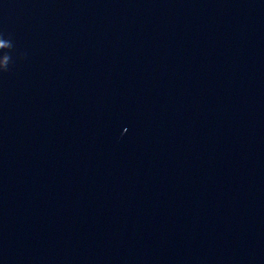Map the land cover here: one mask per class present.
I'll return each mask as SVG.
<instances>
[{"label":"water","instance_id":"1","mask_svg":"<svg viewBox=\"0 0 264 264\" xmlns=\"http://www.w3.org/2000/svg\"><path fill=\"white\" fill-rule=\"evenodd\" d=\"M0 42V264H264V0H0Z\"/></svg>","mask_w":264,"mask_h":264},{"label":"clouds","instance_id":"2","mask_svg":"<svg viewBox=\"0 0 264 264\" xmlns=\"http://www.w3.org/2000/svg\"><path fill=\"white\" fill-rule=\"evenodd\" d=\"M0 46H5V45L3 44V42H0ZM8 59H9V56L6 55V56H5V60H4V65H5V69H6V71H7V61H8Z\"/></svg>","mask_w":264,"mask_h":264}]
</instances>
